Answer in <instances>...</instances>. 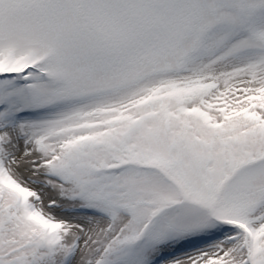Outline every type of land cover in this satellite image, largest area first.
I'll return each instance as SVG.
<instances>
[{
	"label": "snow or ice",
	"instance_id": "obj_1",
	"mask_svg": "<svg viewBox=\"0 0 264 264\" xmlns=\"http://www.w3.org/2000/svg\"><path fill=\"white\" fill-rule=\"evenodd\" d=\"M0 264H264V0H0Z\"/></svg>",
	"mask_w": 264,
	"mask_h": 264
}]
</instances>
